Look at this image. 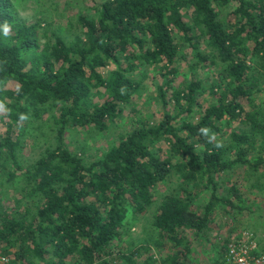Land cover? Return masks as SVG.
Instances as JSON below:
<instances>
[{
    "label": "trees",
    "instance_id": "1",
    "mask_svg": "<svg viewBox=\"0 0 264 264\" xmlns=\"http://www.w3.org/2000/svg\"><path fill=\"white\" fill-rule=\"evenodd\" d=\"M89 2L54 30L0 0V253L5 264H142L141 247L122 244L129 218L174 178L150 225L157 244L183 246L158 264H183L185 232L206 237L216 206L244 208L217 194L220 172L238 168L264 194V0ZM198 68L210 71L205 82ZM150 69L162 79L157 121L137 108ZM126 113L130 130L100 158L64 141L69 127L104 130ZM39 119L55 143L29 160Z\"/></svg>",
    "mask_w": 264,
    "mask_h": 264
},
{
    "label": "rangeland",
    "instance_id": "2",
    "mask_svg": "<svg viewBox=\"0 0 264 264\" xmlns=\"http://www.w3.org/2000/svg\"><path fill=\"white\" fill-rule=\"evenodd\" d=\"M19 16L28 23L38 21L47 28L50 26L57 30L58 26L66 28L68 20L74 24L75 14L79 11L86 12L87 6L91 7L89 0H11ZM61 29V30H62ZM105 71V70H104ZM204 82L211 76L208 69H197ZM140 99L137 100V108H140L142 117L148 116L157 121L161 115V105H158L153 96L155 95V84L162 80L159 73L149 70L142 77ZM130 114H124L121 119L115 118L108 122L107 128L98 130L93 126L84 125L69 127L65 131L64 141L73 154L85 160H94L103 156L119 139L130 130ZM42 119L33 123L35 129L31 131V144L25 149V157L29 160L37 158L46 147H51L55 143L56 135L51 131ZM39 124L38 127H36ZM41 128V129H40ZM39 129V130H38ZM241 170L238 168L220 172L216 177L217 194H227L235 203H242L244 208L233 213H226L227 208L216 206L211 210L210 228L206 237L194 236L192 232H185V242L189 244L182 253L179 254L178 262L183 264H214L220 261L221 246L228 237H235L243 229H251L255 232L258 247L264 252V194L256 190L248 191V183L241 178ZM176 185L174 178H168L159 183L154 189V202L137 220L129 218V233L126 236V247L140 246L142 251L138 261L145 263L147 257H151L152 264L162 263L167 255L172 254L183 246H175L172 242L164 240L157 244V240L152 237L151 217L155 207L161 201L164 194L168 193ZM235 187L241 193V199L232 194ZM224 190V191H223ZM209 193L205 190L196 199L200 208L208 200ZM262 196V197H261ZM215 208V207H214ZM200 212H203L200 209ZM184 242V243H185ZM184 245L185 244H181ZM9 260V255L0 253Z\"/></svg>",
    "mask_w": 264,
    "mask_h": 264
},
{
    "label": "built area",
    "instance_id": "3",
    "mask_svg": "<svg viewBox=\"0 0 264 264\" xmlns=\"http://www.w3.org/2000/svg\"><path fill=\"white\" fill-rule=\"evenodd\" d=\"M7 261L0 256V264ZM214 264H264V252L258 247L256 234L250 229L241 230L227 244L222 261Z\"/></svg>",
    "mask_w": 264,
    "mask_h": 264
}]
</instances>
